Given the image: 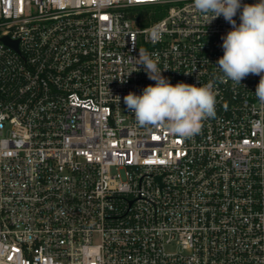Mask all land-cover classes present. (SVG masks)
<instances>
[{"label": "built area", "instance_id": "1", "mask_svg": "<svg viewBox=\"0 0 264 264\" xmlns=\"http://www.w3.org/2000/svg\"><path fill=\"white\" fill-rule=\"evenodd\" d=\"M231 30L193 0H0V264H264V104L259 75L217 79ZM140 48L215 82L193 138L125 105L155 85Z\"/></svg>", "mask_w": 264, "mask_h": 264}, {"label": "clouds", "instance_id": "2", "mask_svg": "<svg viewBox=\"0 0 264 264\" xmlns=\"http://www.w3.org/2000/svg\"><path fill=\"white\" fill-rule=\"evenodd\" d=\"M193 6L206 25L220 16L232 25L222 37L224 54L217 61L221 73L217 79L231 81L235 87L249 74L259 75L255 96L264 104V0L251 5H242L241 0H193ZM241 8L237 25L234 17ZM150 36L153 42L161 38L157 30H152ZM131 60L134 71H139L136 65H141L148 78L155 81L141 95L130 92L123 98L139 126L164 129L181 139H190L201 132L205 120L216 118L218 92L213 80L200 86L183 82L173 85L162 75L155 54L143 48L139 49V57Z\"/></svg>", "mask_w": 264, "mask_h": 264}]
</instances>
